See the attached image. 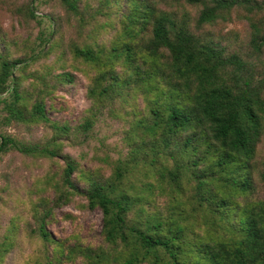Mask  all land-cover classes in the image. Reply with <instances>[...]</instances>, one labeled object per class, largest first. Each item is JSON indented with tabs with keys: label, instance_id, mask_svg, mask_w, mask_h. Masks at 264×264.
<instances>
[{
	"label": "rangeland",
	"instance_id": "1",
	"mask_svg": "<svg viewBox=\"0 0 264 264\" xmlns=\"http://www.w3.org/2000/svg\"><path fill=\"white\" fill-rule=\"evenodd\" d=\"M143 5L165 18L170 36L184 29L223 56H240L252 65L258 80L263 78L264 49L261 55L254 54L250 41L253 26L264 35V8L248 13L235 5L221 11L214 22L198 25L200 11L212 0H75L74 12L60 0H0V60L21 61L12 69L21 97L16 107L27 119L40 103L46 117L36 122L6 119L4 104L13 95L9 79L0 93V135L23 146L56 151L55 157L25 155L16 148L0 154V264L123 263L117 253L121 246L104 241L101 211L89 209L83 196L63 185L67 160L75 165L76 187L87 190L93 183L112 196H123L131 208L129 220L150 214L165 218L183 210L181 224L188 240L212 245V239L222 237V230L214 232L205 225L211 216L196 210L195 182L187 180L188 173L176 190L158 174L162 168L186 163L183 143L202 144L208 130L198 124L173 138L166 150L160 134L150 135L152 109L166 102L190 113L195 109L182 79L171 70L168 51L150 47L152 23L136 36L125 32L126 17ZM80 49L90 50L96 61L82 59L77 55ZM230 73L227 86L236 89ZM104 88L108 90L101 94ZM261 97L264 100V91ZM86 120L92 126L82 132ZM260 124L247 170L253 192L232 200L239 208L250 200H264V113ZM204 155L201 147L197 157ZM116 164L123 170L137 164L140 173L127 171L116 181ZM40 227L47 240L41 238ZM101 252L100 261L94 259Z\"/></svg>",
	"mask_w": 264,
	"mask_h": 264
},
{
	"label": "trees",
	"instance_id": "2",
	"mask_svg": "<svg viewBox=\"0 0 264 264\" xmlns=\"http://www.w3.org/2000/svg\"><path fill=\"white\" fill-rule=\"evenodd\" d=\"M71 12L75 11V0H60ZM242 6L246 12H259L264 8V0L260 3L252 0H212L211 6H203L197 24L214 22L220 12ZM125 32L133 37L138 35L146 24H151L150 47L153 50L163 48L171 58V70L176 77L182 79L186 93L194 104L195 112H188L177 103L166 102L161 108L151 110V136L161 135L163 150L170 146V141L180 134L192 130L202 124L208 130L206 140L192 146L187 140L183 143L186 163H176L174 169L167 167L158 170L162 179L168 178L172 190L180 187L182 175L194 183V200L196 210L211 218L205 221L214 232L222 230L220 239H212L208 245L200 241L191 242L184 234L186 228L181 224L184 211L171 212L167 217L146 215L142 219L129 220L127 213L130 205L122 198L109 194L104 186L91 184L87 190L75 186L72 173L75 165L65 161L63 185L70 191L85 198L89 209L98 208L102 214L101 232L104 241L114 247L121 246L118 256H122V264H264V200L248 201L239 208L233 204L237 197L247 198L252 194V181L248 174V166L255 152V145L260 134L261 114L264 113V75L258 80L252 65L236 54L223 56L215 47L200 42L194 35L180 29L169 34L163 16H155L154 11L143 5L126 17ZM250 46L254 54L261 55L264 49V35L253 26ZM77 55L87 62L96 61L94 53L80 49ZM20 60L7 62L0 60V93L11 79L12 98L5 103L6 119L15 121L45 120L44 107L40 103L33 106L29 118H24L16 104L21 100L17 91L16 80L12 69L20 64ZM231 70V78L235 80L236 89L227 86V75ZM108 88L101 91L106 93ZM92 126L86 120L81 131L86 132ZM66 132V127H56ZM201 147L204 156L197 157ZM9 148H16L25 155L55 157L56 151L46 147L23 146L12 138L0 135V154ZM174 157V156H171ZM204 164L203 168H199ZM128 171V172H127ZM133 175L140 173L137 164L129 165L125 170L120 164L114 167V180L120 181L123 173ZM115 191V185H111ZM122 195V192H121ZM127 201V200H126ZM143 211V208L140 207ZM236 211L237 216L232 217ZM184 219V218H183ZM41 238L47 240L48 235L42 227ZM195 254V255H191ZM104 256L103 252L95 253L94 259ZM190 259H198L194 263Z\"/></svg>",
	"mask_w": 264,
	"mask_h": 264
}]
</instances>
